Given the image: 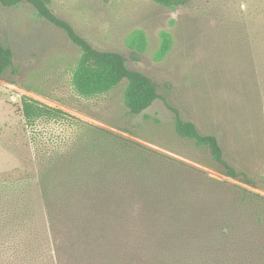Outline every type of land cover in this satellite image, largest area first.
Listing matches in <instances>:
<instances>
[{
	"label": "rangeland",
	"instance_id": "374dc122",
	"mask_svg": "<svg viewBox=\"0 0 264 264\" xmlns=\"http://www.w3.org/2000/svg\"><path fill=\"white\" fill-rule=\"evenodd\" d=\"M51 9L95 48L122 54L130 69L151 77L162 98L131 116L126 82L108 94L80 95L72 84L80 49L31 6H0V38L16 68L0 79V264H57L38 161L76 128L67 121L28 127L25 96L117 133L128 130L137 142L230 180L207 150L176 134L168 103L201 133L216 135L229 162L264 194V0H190L176 8L153 0H52ZM139 32L147 41L142 53L133 44ZM164 32L172 47L159 59Z\"/></svg>",
	"mask_w": 264,
	"mask_h": 264
},
{
	"label": "trees",
	"instance_id": "16d2710c",
	"mask_svg": "<svg viewBox=\"0 0 264 264\" xmlns=\"http://www.w3.org/2000/svg\"><path fill=\"white\" fill-rule=\"evenodd\" d=\"M168 8L190 0H153ZM31 6L38 18L62 30L80 49L72 77L84 97L108 94L123 82L124 105L139 116L161 99L156 82L130 69L114 51L95 48L51 9L52 0H0V6ZM133 44L146 50L145 35ZM172 47L162 33L158 58ZM16 68L11 48L0 38V79ZM174 130L209 152L219 179L207 171L151 148L122 133L84 122L63 110L25 96L21 112L28 127L41 121L70 122L75 133L39 158V183L52 224L57 264H264V194L226 158L218 137L203 134L180 111ZM64 124V123H63Z\"/></svg>",
	"mask_w": 264,
	"mask_h": 264
}]
</instances>
